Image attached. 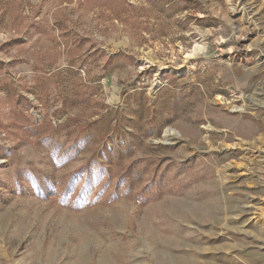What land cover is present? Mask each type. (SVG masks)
<instances>
[{"label": "rangeland", "instance_id": "obj_1", "mask_svg": "<svg viewBox=\"0 0 264 264\" xmlns=\"http://www.w3.org/2000/svg\"><path fill=\"white\" fill-rule=\"evenodd\" d=\"M0 264H264V0H0Z\"/></svg>", "mask_w": 264, "mask_h": 264}]
</instances>
